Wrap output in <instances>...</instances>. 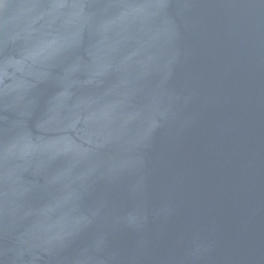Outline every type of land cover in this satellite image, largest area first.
Here are the masks:
<instances>
[{"label": "water", "instance_id": "1", "mask_svg": "<svg viewBox=\"0 0 264 264\" xmlns=\"http://www.w3.org/2000/svg\"><path fill=\"white\" fill-rule=\"evenodd\" d=\"M0 264H264V0H0Z\"/></svg>", "mask_w": 264, "mask_h": 264}]
</instances>
